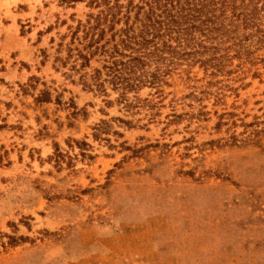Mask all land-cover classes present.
<instances>
[{
    "label": "rangeland",
    "instance_id": "obj_1",
    "mask_svg": "<svg viewBox=\"0 0 264 264\" xmlns=\"http://www.w3.org/2000/svg\"><path fill=\"white\" fill-rule=\"evenodd\" d=\"M119 4L110 31L89 0H0V264H264V0H192L146 37L178 52L164 83L127 93L105 67L150 12Z\"/></svg>",
    "mask_w": 264,
    "mask_h": 264
},
{
    "label": "trees",
    "instance_id": "obj_2",
    "mask_svg": "<svg viewBox=\"0 0 264 264\" xmlns=\"http://www.w3.org/2000/svg\"><path fill=\"white\" fill-rule=\"evenodd\" d=\"M77 2H83V0H60L61 4L66 5ZM140 2H143L144 5L149 8L150 12L143 21L142 30L138 34H134L132 26H128L129 13L127 12L125 15L126 28L120 31L124 35V38L120 40L119 45L122 46L123 50H130L132 54H122V52H118L117 45H114L113 48L115 49V53H117L116 55L121 58H126L127 60H113L110 67H105L108 69V76L110 77L109 82L115 89L118 87L126 93L136 92L145 84L151 87H157L159 84L164 83L162 80L164 75L161 69V62L164 60L162 54L178 53L175 48L166 43H164L162 47H164L167 52L163 48H159L157 44L146 38L147 35H158L156 33L160 31V29L165 33H171L174 30H179L181 24L196 19V16L191 14L196 12L195 5H192V0H140ZM132 3V1H129L128 6L137 8L138 12L136 15H139L142 7L138 5L133 6ZM89 6L103 8L94 18L92 16L89 17L88 20L93 18L96 22L95 26L91 27V30L100 29L99 27L102 25L101 22H104V24L109 25V30L112 31L114 29V24L119 22L117 17H119V12L122 8L119 4V0H113V2H111V0H89ZM153 8H155V11H153ZM173 10H176L175 13H173ZM156 11H160V13L157 14ZM79 26H81L80 23ZM104 33V29L99 30V38L96 41L103 39ZM92 36L94 35L92 34ZM114 37L115 34H112L111 39L113 40ZM96 41L92 43H96ZM132 46H137L138 48L134 49ZM149 46L153 47L152 51L148 49ZM82 59L85 61L84 64H86L88 59L85 56L82 57ZM151 65H155L152 70ZM96 74L99 79L100 72L96 70ZM33 80L35 81V79ZM30 87L33 89L35 88L32 84ZM97 87L99 91L103 92V90H101L103 87L102 84H97ZM123 97H125V93ZM34 101L37 105L50 103V93L46 90L42 91ZM58 103L60 104V102ZM81 145L82 147H88L84 142H82ZM56 147L57 145L55 144V150L58 151ZM80 149L85 150L84 148ZM82 156H85V154L82 153ZM56 157L57 160L55 161L58 163L62 154L58 153ZM10 239L15 241L13 238ZM12 243L11 245H13Z\"/></svg>",
    "mask_w": 264,
    "mask_h": 264
}]
</instances>
